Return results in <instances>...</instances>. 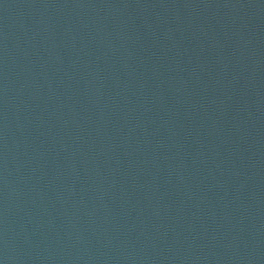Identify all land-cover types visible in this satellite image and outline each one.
Listing matches in <instances>:
<instances>
[{
  "label": "water",
  "instance_id": "obj_1",
  "mask_svg": "<svg viewBox=\"0 0 264 264\" xmlns=\"http://www.w3.org/2000/svg\"><path fill=\"white\" fill-rule=\"evenodd\" d=\"M0 264H264V0H0Z\"/></svg>",
  "mask_w": 264,
  "mask_h": 264
}]
</instances>
